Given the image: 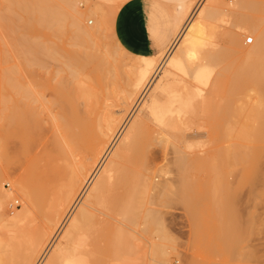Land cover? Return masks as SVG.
<instances>
[{
  "label": "rangeland",
  "instance_id": "obj_1",
  "mask_svg": "<svg viewBox=\"0 0 264 264\" xmlns=\"http://www.w3.org/2000/svg\"><path fill=\"white\" fill-rule=\"evenodd\" d=\"M56 1L58 6L63 4L61 0ZM73 1L78 3L84 0ZM86 1L93 6L100 4V1L108 3L103 7L106 10L111 6L109 3L117 0ZM193 2L182 24L187 20L188 23H195L203 19V43L195 48V55L186 61L189 75L182 77L170 73L168 78L169 83L181 87L179 93L185 97L195 94L196 101L183 111L184 114H180L183 115L178 120L176 117L179 115L175 113V117L169 110L171 96L161 94L157 82L152 85V93H158L157 102L162 103L159 112L165 116V123L159 126L151 120H143L131 134L125 161L135 167L131 169L132 173L130 169L123 168L125 174L128 171L130 174L129 186L127 174L124 181L129 189L123 187L126 185L121 180L125 174H120V179L116 173V182L126 190L120 189L116 182L114 184L118 190L114 186L110 190L108 186L104 188V191H108L100 195L95 206L108 216L104 213L101 216L103 221H93L96 226L91 225V229L89 225L93 223L87 224L88 234L84 233L90 238H87L88 242L96 252L91 263L144 264L150 260L151 264H264V0ZM8 4V0H0V58L3 55L7 57L6 62L0 59V72L5 65L19 62L18 47L11 36L21 28L19 20L17 22L18 14L13 12V5L10 7ZM86 5L77 4L79 12H85ZM88 15L81 13V25L96 27V18ZM89 18L92 24L87 22ZM70 31L76 32V29L72 26ZM71 39L69 44L70 41L75 42V39ZM93 42L102 48L106 46L105 49L113 47L107 31H99ZM69 48L85 50L86 45H70ZM181 54L180 46L172 55ZM161 60L159 57L158 63ZM47 62L51 73L55 72L58 63L51 62V59ZM203 65L211 68L209 70L212 73L209 82L199 85L200 88L193 75ZM109 71L100 77L102 85L98 84V90H95L100 97L110 101L115 92L120 91L123 72L118 67L110 68ZM51 73L45 77L51 78L54 84L57 80L54 77L52 79ZM86 78L85 73H82L74 82L77 79L84 85ZM93 81L96 82L95 79ZM99 86H104L103 92ZM219 86L221 92L217 93L216 88ZM46 88L38 90L41 97L35 94L39 98L44 95V99L54 100L57 93ZM117 93L115 95L119 96ZM116 96L118 102L119 97ZM81 100L78 103L84 104ZM83 104H80L81 107ZM172 105L178 106V103ZM121 115L128 117L129 111ZM168 116L174 118L169 117L168 120ZM1 132L0 144L4 137ZM190 132L200 133L199 138L185 141V136ZM181 152H184L182 156ZM15 154L13 151L9 155L0 151V264H24L42 232L50 227L57 199L54 194L60 189L42 175L40 157L32 159V155L27 158L26 155L17 157ZM165 154L166 162L163 158ZM141 162H150L153 168L159 169L158 178L166 180V183L173 182L174 189L168 194L159 195L156 190L146 189L144 183L135 186L137 180L141 182L136 178L137 175L134 176L135 168L144 171L148 165ZM130 182L136 187L135 192L132 186L133 190L130 189ZM53 185H56L55 189ZM22 187H28L31 202H25L23 192L19 191ZM122 192L131 197H127L129 202L133 200L135 206L131 203L134 207L132 216L135 219H130L135 222L128 221L130 213L125 216L127 221L123 218V211L129 209L131 212L132 207H129V202L124 207L123 202H119L126 197L121 196ZM114 198L115 204L121 203L119 210L122 217L120 215L119 218L123 222L119 235H115L116 240L112 237L110 225V218L114 216V206L110 205H114ZM65 225H62L59 234ZM164 233L168 239L162 252L159 244Z\"/></svg>",
  "mask_w": 264,
  "mask_h": 264
},
{
  "label": "bare ground",
  "instance_id": "obj_2",
  "mask_svg": "<svg viewBox=\"0 0 264 264\" xmlns=\"http://www.w3.org/2000/svg\"><path fill=\"white\" fill-rule=\"evenodd\" d=\"M85 1L75 3L73 0H61L63 4L58 6L56 0H8V5L10 7L13 5V12L18 14L17 22L19 20L21 29L18 32L14 31V34L11 31L13 34L11 37L18 47L16 51L19 62L13 65H5L6 67L0 72V131H3L1 134L4 133L0 151L2 154L8 155L13 151L17 157L20 155H26L27 158L32 155V159L40 157L42 175L48 182H53L60 187L59 191L57 190L58 193L54 194L57 199L50 227L42 232L24 264H94L91 262L94 261L96 252L88 242L90 238L86 236L88 234L86 228L87 224L89 225L93 221H103L101 216L105 212L103 213L96 208L97 200L103 192L108 191H104L107 186L109 190L113 186L114 188L117 187L114 184L118 181L115 179L116 173L119 178L121 177L120 174H125L127 169H130L129 171L132 173L131 169L135 166L133 164L129 166L125 160L128 158L126 155H128L127 149L130 147L129 139L135 131V127L143 123V120H151L159 126L165 123V116L159 112L162 103L157 102L156 95L158 93H152V85L157 82L159 92L171 96L169 100L172 102L169 105V110L172 114L177 113L176 115H179L177 117L175 115L176 118H181L184 114L183 111L193 106L197 98L195 94L188 97L180 94L181 87L169 83L170 79L168 78L170 73H176L182 77L188 76L189 68L186 61L195 55V48L203 43L205 34L203 19L195 23H188L187 20L186 23L182 24L194 3L193 1L177 6L175 9L178 18L177 33L171 44L161 54L153 57L133 55L124 50L118 43L113 30L118 4L109 3L111 6L105 10L103 7L108 3L100 1V4L96 3L93 6L87 1L85 3ZM77 4H87L85 12H79ZM81 13H88V17L94 16L97 22L96 27L82 26L80 23ZM87 22L92 24L93 21L89 18ZM72 26L76 32H74L75 30L70 31ZM99 31H103V33L107 31L112 41V49H105L106 46L104 48L96 46L93 42ZM100 35L103 36V34ZM71 37L75 39V42L70 41L71 44H69V40H72ZM76 44H84L86 49L69 48L70 45L76 46ZM180 46L182 54L173 56L172 54ZM159 57L162 59L160 61L162 64L158 63ZM0 59L2 62L7 61L5 55L1 56ZM48 59L58 63L55 72L52 71L51 73L49 70ZM115 67L123 72V76L121 75L123 79H120L122 82L119 86L120 91L114 89L115 94L119 92L120 95L116 96L111 92L114 94V98L112 97L109 101L99 96L97 88L98 84L102 85L99 82L100 77L106 74L110 68L114 69ZM209 69L203 65L197 68L195 72L193 71L194 75L191 74L198 82V86L206 85L209 82L212 73ZM49 72L52 74H50L52 79L54 77L55 81L57 80L56 83H51L53 80L45 77ZM82 73L87 76L84 85L77 79L74 82V79ZM94 79L96 82L93 81ZM46 87L51 88L48 91L54 90L57 93L55 96L56 93L52 92L55 96L54 100L49 98L46 100L44 95L42 98L37 97L38 90H43ZM100 87L101 92H103L104 86ZM199 87L201 88V86ZM216 89L217 93L221 92L220 86ZM106 90L105 92H107ZM218 90L220 91L218 92ZM107 96L109 97L108 94ZM115 96L116 98L119 97L118 102ZM2 97L4 100H1ZM145 97L151 99L146 100ZM79 99L84 101V104L79 102L83 104L82 107L78 103ZM174 103H178V106L172 105ZM56 109L57 111H55ZM124 111L126 113L129 111L128 117L124 118L125 115H121L124 114ZM181 113L183 114L180 116ZM170 116H168V120ZM172 117L174 118V116ZM130 121L131 124L129 125ZM46 124L49 126L47 125V127ZM48 133L49 136H47ZM199 136L200 133L198 132H190L185 136V141L191 142L192 139L195 140ZM183 153L181 152L180 156ZM166 157L165 154L163 157L165 162ZM162 162L164 161L162 160ZM140 164L148 165H145L144 171H138L139 169L135 168L137 173L134 171V176L137 175L136 178L141 181L137 180L139 183L136 181L135 186L137 184L142 186L144 183L146 189L156 190L159 195L168 194L167 192L174 189L173 182L168 181L166 183V180L161 181L158 178L159 169L153 168L150 162H141ZM128 172L126 173L127 176ZM126 174L124 179H120L123 180V183L127 179L129 186L130 174L128 177ZM138 175L141 177L139 178ZM136 178H134V182ZM119 184L118 187L120 188ZM124 184L126 185V182ZM56 185H53L54 189ZM135 186L131 185L130 182V189L134 192ZM138 186L140 187V185ZM123 187L129 189L127 185ZM114 188L113 191L116 192L118 189L115 188V190ZM19 191L23 192L24 195L22 193L21 195L26 199L25 202H31L28 187H22ZM123 193L125 192L120 193L121 196H126L127 193L125 195ZM127 197L131 198L127 195L126 200H124L125 198L119 200V202H123V207L125 203L129 202ZM115 198L113 201L116 200ZM119 202L115 204L114 201V205L109 204L114 206V216L110 218L114 239L117 238L115 235H119L120 225L123 224L119 218L121 215L119 210L121 203L119 204ZM131 203L133 200L128 203L129 207L134 205ZM133 208L130 209L132 213L128 211L129 209L123 211L126 214L122 213L125 220V216L130 213L131 215L129 218L127 216V219L128 221L132 220L131 222L134 221ZM158 213L161 212L158 211ZM17 216L15 215V217ZM106 216L108 215L106 214ZM65 221L66 223H64ZM131 222L130 224H133ZM63 224L67 225L59 234ZM95 224H90L89 228L96 226ZM91 225L92 227H90ZM57 233L59 235L56 237ZM165 233L161 236V241L159 240L162 243L159 244L161 249L158 248V250L160 249L162 252L166 246L165 241L168 239ZM108 236L110 235L108 234ZM149 261L147 260V263L144 264H151Z\"/></svg>",
  "mask_w": 264,
  "mask_h": 264
},
{
  "label": "crops",
  "instance_id": "obj_3",
  "mask_svg": "<svg viewBox=\"0 0 264 264\" xmlns=\"http://www.w3.org/2000/svg\"><path fill=\"white\" fill-rule=\"evenodd\" d=\"M193 0H117L113 30L120 46L137 56L161 54L178 27L177 6Z\"/></svg>",
  "mask_w": 264,
  "mask_h": 264
}]
</instances>
